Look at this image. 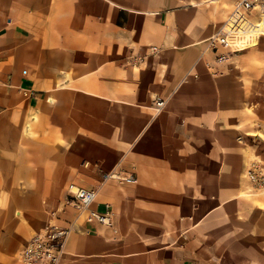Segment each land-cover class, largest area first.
<instances>
[{
	"label": "crops",
	"instance_id": "1",
	"mask_svg": "<svg viewBox=\"0 0 264 264\" xmlns=\"http://www.w3.org/2000/svg\"><path fill=\"white\" fill-rule=\"evenodd\" d=\"M234 1L0 0V264L73 188L97 190L112 225L68 209L61 264H205L223 249L260 116L239 72L201 57ZM112 170L136 182L104 181Z\"/></svg>",
	"mask_w": 264,
	"mask_h": 264
},
{
	"label": "rangeland",
	"instance_id": "2",
	"mask_svg": "<svg viewBox=\"0 0 264 264\" xmlns=\"http://www.w3.org/2000/svg\"><path fill=\"white\" fill-rule=\"evenodd\" d=\"M220 6L227 12L232 9V5L229 9L223 3ZM223 66L239 72L245 84L249 112L260 107V116L254 115L251 123V131L254 133L249 134L244 142V170L241 178L243 190L240 199L245 206L239 212L230 208V236L222 240L223 249H213V254L207 256L204 262L264 264V40L255 49L231 55L228 63ZM248 171H251L254 180L247 175ZM65 200L63 198L55 205L43 203L44 219L41 226L23 242L14 256L15 264H23L22 254L34 236L41 235L51 225L62 227L58 220L68 211L62 207Z\"/></svg>",
	"mask_w": 264,
	"mask_h": 264
},
{
	"label": "built area",
	"instance_id": "3",
	"mask_svg": "<svg viewBox=\"0 0 264 264\" xmlns=\"http://www.w3.org/2000/svg\"><path fill=\"white\" fill-rule=\"evenodd\" d=\"M262 40H264V0H235L225 20L215 26L212 35L204 40L201 57L208 53L211 55L208 65H211V62L223 65L228 63L231 55L255 48ZM164 107L165 102L156 99L152 110L157 115ZM247 175L254 180L251 171H248ZM103 180L136 182L133 177L122 175L117 170L105 174ZM97 193V190L73 188L69 190V196L62 207L73 210L76 213V220L111 226L109 206H104L105 210L102 214L92 209ZM76 220L70 222L67 227L48 226L41 235L34 236L22 254L23 264H61L65 255V243Z\"/></svg>",
	"mask_w": 264,
	"mask_h": 264
},
{
	"label": "bare ground",
	"instance_id": "4",
	"mask_svg": "<svg viewBox=\"0 0 264 264\" xmlns=\"http://www.w3.org/2000/svg\"><path fill=\"white\" fill-rule=\"evenodd\" d=\"M256 46V45H255ZM258 47V46H257ZM256 48V47H255ZM255 48H252V49H255ZM249 50H251V49H249Z\"/></svg>",
	"mask_w": 264,
	"mask_h": 264
}]
</instances>
